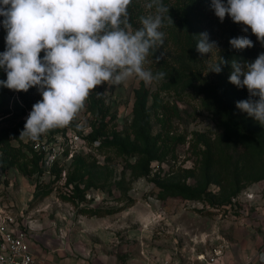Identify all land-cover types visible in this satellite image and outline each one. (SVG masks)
<instances>
[{
  "label": "rangeland",
  "instance_id": "rangeland-1",
  "mask_svg": "<svg viewBox=\"0 0 264 264\" xmlns=\"http://www.w3.org/2000/svg\"><path fill=\"white\" fill-rule=\"evenodd\" d=\"M146 2L129 6L133 30L149 13ZM162 2L174 23L165 21V42L150 51L145 67L167 76L148 85L133 77L96 86L68 125L40 136L58 149L52 163L35 141L19 137L32 105L42 99L37 88L0 91V220L25 223L55 255L68 247L71 264H230L245 257L264 264V125L252 118L248 127L255 138L237 137L201 85L238 88L229 82L231 71L205 74L230 37L247 36L261 50L264 45L250 27L242 31L246 26L227 15L221 22L211 0ZM3 19L0 52L6 48ZM203 32L218 50L201 56L195 45ZM180 70L194 80L173 81ZM6 77L0 68V80ZM93 99L98 106L91 109ZM141 113L143 140L137 132ZM113 133L124 137L129 150L152 145L158 157L139 160L101 142ZM250 150L256 161L243 163ZM70 179L85 193L77 196ZM174 185L199 197L169 192Z\"/></svg>",
  "mask_w": 264,
  "mask_h": 264
},
{
  "label": "clouds",
  "instance_id": "clouds-1",
  "mask_svg": "<svg viewBox=\"0 0 264 264\" xmlns=\"http://www.w3.org/2000/svg\"><path fill=\"white\" fill-rule=\"evenodd\" d=\"M131 4L132 0H0L7 31L5 51L0 52V68L7 78L0 86L17 92L36 87L42 96L32 105L21 139L37 141L68 125L90 91L104 82L118 86L135 77L148 85L167 76L163 71L154 74L145 63L150 51L165 42L166 33L160 30L165 21L174 23L165 15L169 6L147 0L143 7L149 13L139 17L141 27L133 30ZM210 7L221 22L227 15L246 26L242 31L250 27L264 45V0H211ZM229 44L245 49L253 41L240 36L230 38ZM195 47L201 56L218 50L207 32L199 34ZM228 63L220 55L205 74L220 73L221 65ZM230 63L229 82L249 93V99L237 101L236 107L264 125V52L251 62L233 58Z\"/></svg>",
  "mask_w": 264,
  "mask_h": 264
},
{
  "label": "trees",
  "instance_id": "trees-1",
  "mask_svg": "<svg viewBox=\"0 0 264 264\" xmlns=\"http://www.w3.org/2000/svg\"><path fill=\"white\" fill-rule=\"evenodd\" d=\"M192 1L193 0H190V2ZM185 16H187V11H185ZM135 26H136V29L141 27V25H138L136 23H135ZM262 52H264V50L255 48L253 46L245 48V49H234L231 47V45L228 42V46L222 56L226 60H228L229 63L226 65H221L222 70L232 71L230 61L233 58H236L237 60L241 62L245 60L251 62V61H254L255 58L258 56V54ZM43 54L44 53L42 51L40 54L41 57L43 56ZM189 74H191L190 71L180 70V74H178V77L173 81L180 80L182 76H187L188 77L187 82L190 83L192 82V80H194V75L190 76ZM6 78L2 80H6ZM201 85L202 87L206 89L207 88L210 89L213 99L219 109V115L225 120L226 126L237 137L242 138V139L245 138L246 140H249L250 138H255V132L253 130H250L248 127V122H249L248 120H251L253 117L249 116L246 112H243L236 107L237 101L249 99V93L246 87L237 88L236 90H233L232 87H230L229 85L227 87H230V89L228 88L226 89L223 86L218 87V85L216 84L207 83V82H201ZM3 88L5 87L0 86V91ZM253 99H258V97H253ZM91 104H93L91 109H93L95 106L96 107L98 106L96 104V101H94V99L91 101ZM138 111L139 109L135 108V112L138 113ZM138 118H139L138 120L140 124L137 125L138 126L137 132L139 133V138L143 140L145 137H147L145 132L143 131L144 129V125L142 123L144 119L143 113H141ZM98 135H99V132L97 133L95 132L92 137L96 138ZM101 142L105 145H113L124 153L135 154L137 155V159L139 160L142 158H146V160L150 161L158 157L159 155V151L153 148V146L148 143H145L141 146L139 143L137 145H134L132 149L129 150L124 143V137L121 136L120 133H113L111 137L104 134ZM242 158H243V163L244 161H251L252 163H254V161H256V154L253 150H250L249 152L244 153ZM261 177H264V173L263 175H261ZM70 180L72 181L73 179H70ZM172 188L173 189L170 190L169 192L171 191L176 192L187 198L199 197L198 192L194 191L193 189L189 187H185L182 185H174ZM73 189L75 191V194H77V196L85 193L83 187H80L78 185V181L76 180H73Z\"/></svg>",
  "mask_w": 264,
  "mask_h": 264
},
{
  "label": "built area",
  "instance_id": "built-area-1",
  "mask_svg": "<svg viewBox=\"0 0 264 264\" xmlns=\"http://www.w3.org/2000/svg\"><path fill=\"white\" fill-rule=\"evenodd\" d=\"M34 147L45 151L48 163L53 162L58 151L51 140L38 139L34 142ZM60 250L63 252L55 255L56 252L43 247L39 241L33 239L25 223L23 226H14L6 219L0 220V264H71L68 247ZM262 252L264 254V242ZM251 261L252 257H245L230 264H251Z\"/></svg>",
  "mask_w": 264,
  "mask_h": 264
}]
</instances>
